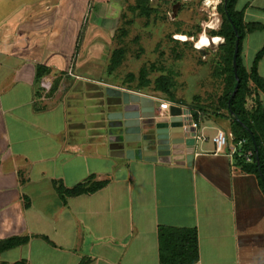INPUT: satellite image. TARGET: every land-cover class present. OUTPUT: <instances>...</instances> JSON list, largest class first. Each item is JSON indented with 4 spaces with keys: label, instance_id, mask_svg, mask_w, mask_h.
<instances>
[{
    "label": "crops",
    "instance_id": "0c3cea01",
    "mask_svg": "<svg viewBox=\"0 0 264 264\" xmlns=\"http://www.w3.org/2000/svg\"><path fill=\"white\" fill-rule=\"evenodd\" d=\"M130 1L0 0V244L25 240L1 251L0 264H189L193 234L192 264H264V193L234 165L230 141L216 151L213 138L227 130L200 121L191 166L128 159L112 146L107 89L129 90L89 78L75 57ZM236 9L264 26V0ZM263 46L264 31L245 36L247 70ZM38 68L56 82L52 95H42ZM257 74L264 81V56ZM97 184L75 197L58 191Z\"/></svg>",
    "mask_w": 264,
    "mask_h": 264
},
{
    "label": "rangeland",
    "instance_id": "374dc122",
    "mask_svg": "<svg viewBox=\"0 0 264 264\" xmlns=\"http://www.w3.org/2000/svg\"><path fill=\"white\" fill-rule=\"evenodd\" d=\"M176 1L148 0L152 9L148 16L135 10L136 0L122 5L117 21L104 26L102 36L91 37L80 59L82 46L79 45L75 60H81L82 70L89 78L101 79L133 93L195 106L206 114L203 120H212L229 132V122L214 116L215 112L224 115L217 108L224 89L223 78L214 76L215 68H221L219 47L224 41L221 38L219 45L201 51L193 44L201 34L212 39L211 32L220 30L222 0ZM94 15L95 7L90 10L89 21H95ZM210 24L215 26L210 28ZM181 35L189 40L182 41ZM113 55L119 57L115 68ZM111 67L114 70L108 73ZM159 79L165 80L171 98L153 90ZM144 82L146 86L142 87Z\"/></svg>",
    "mask_w": 264,
    "mask_h": 264
},
{
    "label": "trees",
    "instance_id": "16d2710c",
    "mask_svg": "<svg viewBox=\"0 0 264 264\" xmlns=\"http://www.w3.org/2000/svg\"><path fill=\"white\" fill-rule=\"evenodd\" d=\"M205 1V0H204ZM174 2L177 3L176 0ZM237 0H222L219 11L222 18V25L218 32H211L212 37L223 39V43L219 47V60L221 68L216 67L214 70L215 77L223 78L224 89L222 95L218 98L217 108L221 113H214L215 117L221 118L229 122V132L232 135V144L237 148L236 154L233 156L234 165L241 169L245 174L256 176L259 186L264 193V108L258 100L257 93L264 92V81L257 74V64L264 56V46L257 53L252 61L251 67L247 70L241 58L242 42L248 33L255 31H264V26L258 24H247L243 20V12L236 9ZM134 9V8H133ZM135 10H138L142 15L148 16L151 12L148 0H136ZM237 32V36L234 33ZM236 38L239 39V50L236 58V71L238 83L234 77L232 65V57L234 53V45ZM116 54V53H114ZM118 55V54H117ZM113 55V67L118 65L119 57ZM113 67L109 68L111 73ZM47 72L42 68L37 69V82L39 83L45 77ZM154 91H158L167 95L169 91L165 80L159 79L155 82ZM146 83L142 87H145ZM237 86V90L232 97V93ZM56 88V82L53 83L52 91ZM50 92V93H51ZM250 100H253L252 105L248 107ZM230 103L228 104V102ZM172 104L183 105L175 103ZM185 106V105H183ZM188 107L194 123L198 126L203 117L206 116L203 111L195 106ZM242 145L238 147V144ZM252 153L250 161H246V152ZM102 184L97 185H80L71 190L58 191L62 197H75L82 194H91L100 189ZM22 239H11L0 244V252L6 249L13 248L24 243ZM196 261V237L192 235L190 240V256L185 262L192 264ZM184 263V262H183Z\"/></svg>",
    "mask_w": 264,
    "mask_h": 264
},
{
    "label": "water",
    "instance_id": "95a60500",
    "mask_svg": "<svg viewBox=\"0 0 264 264\" xmlns=\"http://www.w3.org/2000/svg\"><path fill=\"white\" fill-rule=\"evenodd\" d=\"M234 33L237 36L235 29ZM238 50L239 39L236 38L232 57L236 83ZM110 90L107 89V95L114 98L111 106L114 111L107 116L110 142L122 157L133 159L143 153L160 164L191 166L198 139L188 109L170 105L167 111L161 112L156 99L129 91ZM236 90L237 86L232 97Z\"/></svg>",
    "mask_w": 264,
    "mask_h": 264
},
{
    "label": "built area",
    "instance_id": "2783aa9c",
    "mask_svg": "<svg viewBox=\"0 0 264 264\" xmlns=\"http://www.w3.org/2000/svg\"><path fill=\"white\" fill-rule=\"evenodd\" d=\"M68 76L70 77H74L72 70L67 72ZM75 79H79L78 77H75ZM39 86L42 92V95L45 97L47 95H49V93L52 90V86H53V81L51 79L48 78H42L39 82ZM170 107V104L168 102H164V101H158V110L159 111H167ZM193 128H197V125L195 123H193ZM232 139V135L231 134H227L225 132H218L217 135L213 138V143L215 145L216 151L217 152H221L223 151L229 141ZM242 145V142H240L238 144V147ZM237 152V148L234 146L231 150V152L229 153V155L231 157H233ZM252 158V153L250 151L246 152V161H250V159Z\"/></svg>",
    "mask_w": 264,
    "mask_h": 264
},
{
    "label": "bare ground",
    "instance_id": "6f19581e",
    "mask_svg": "<svg viewBox=\"0 0 264 264\" xmlns=\"http://www.w3.org/2000/svg\"><path fill=\"white\" fill-rule=\"evenodd\" d=\"M176 10V9H175ZM215 25L214 24H210L209 27L213 28ZM179 38L182 41H188L189 39L183 35L179 36ZM221 38L219 37H214L212 39H210L206 34H201L198 39L193 43L195 44V48L196 50H204V49H208L211 48L212 46H217L219 45V43L221 42ZM201 41H205L204 43H201Z\"/></svg>",
    "mask_w": 264,
    "mask_h": 264
},
{
    "label": "clouds",
    "instance_id": "9594fccd",
    "mask_svg": "<svg viewBox=\"0 0 264 264\" xmlns=\"http://www.w3.org/2000/svg\"><path fill=\"white\" fill-rule=\"evenodd\" d=\"M205 41H201V43H204Z\"/></svg>",
    "mask_w": 264,
    "mask_h": 264
}]
</instances>
